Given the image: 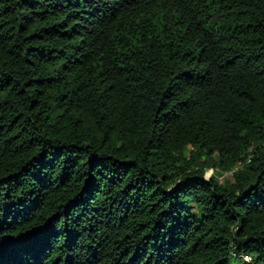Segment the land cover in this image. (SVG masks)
Segmentation results:
<instances>
[{
    "label": "trees",
    "instance_id": "obj_1",
    "mask_svg": "<svg viewBox=\"0 0 264 264\" xmlns=\"http://www.w3.org/2000/svg\"><path fill=\"white\" fill-rule=\"evenodd\" d=\"M0 264H264V0H0Z\"/></svg>",
    "mask_w": 264,
    "mask_h": 264
},
{
    "label": "rangeland",
    "instance_id": "obj_2",
    "mask_svg": "<svg viewBox=\"0 0 264 264\" xmlns=\"http://www.w3.org/2000/svg\"><path fill=\"white\" fill-rule=\"evenodd\" d=\"M212 173H213V171H208L207 173H206V175H205V178L206 179H208V178H210V176L212 175ZM226 176V175H225ZM221 178H224V177H221Z\"/></svg>",
    "mask_w": 264,
    "mask_h": 264
}]
</instances>
